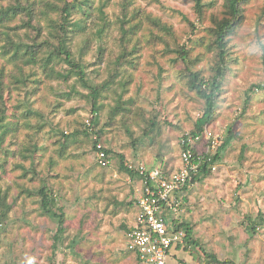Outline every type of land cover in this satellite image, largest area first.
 Here are the masks:
<instances>
[{
    "label": "rangeland",
    "instance_id": "374dc122",
    "mask_svg": "<svg viewBox=\"0 0 264 264\" xmlns=\"http://www.w3.org/2000/svg\"><path fill=\"white\" fill-rule=\"evenodd\" d=\"M208 1L213 3L207 6L202 28L195 35L191 24H200L193 0H134L135 7L153 19L143 20L139 32L142 52L137 70L130 72L127 92L116 88L101 101L105 108L98 129L104 131V145L113 151L112 167H99L93 140L83 135L63 158L60 156L61 133L70 136L82 131L92 117L88 91L78 86L77 94L68 99L58 96L61 81L41 86L32 108L43 118L34 114L30 125L46 126L29 146L34 129L21 123L20 130L7 136L0 154V188L12 205L8 220L0 224V264H140L126 249V233L137 213L138 180L121 170V156L125 163L177 170L181 140L194 129L204 107V101L182 78V66L174 64L175 55L164 53L163 43L152 39V33L162 35L152 21L160 20L172 29V36L165 38L173 47L175 42L191 45L190 39L198 37L207 40L212 18L223 17L225 0ZM243 8V20L229 44L231 71L209 126L221 139L232 131L233 141L216 169L196 182L189 195L186 222L194 229L193 241L198 244L187 245L188 250L172 248L167 264H208L214 257L221 264H264V223L257 225V233L247 230L260 216L264 219V90L251 91L264 83V53L254 54L250 47L255 40L264 49V0H248ZM106 11L113 18L119 11L118 0H111ZM198 44L192 45L193 55L202 52L203 56L195 69L209 77L213 55ZM107 45L109 51L116 50L112 42ZM97 47L85 56L88 63L99 60ZM92 76L98 84L108 77L104 72L96 79ZM120 94L123 103L134 101L127 105L130 114L119 111L113 124H106ZM153 122L157 126L151 141V137L144 138V132ZM33 146L37 153L22 158L23 150ZM44 185L54 191L57 208H62L66 217L57 248L58 224L43 215L37 194ZM184 209L181 207L180 218Z\"/></svg>",
    "mask_w": 264,
    "mask_h": 264
},
{
    "label": "trees",
    "instance_id": "16d2710c",
    "mask_svg": "<svg viewBox=\"0 0 264 264\" xmlns=\"http://www.w3.org/2000/svg\"><path fill=\"white\" fill-rule=\"evenodd\" d=\"M110 1L0 0V154L4 153L7 136L20 130L21 123L34 129L27 144L30 146L31 141L35 144V139L47 123H39L36 127L30 125V118L34 114L43 118L38 110L32 108V100L41 90L43 84L58 80L62 82L58 96L72 98L78 92L77 87L81 86L88 91L86 98L92 105L91 126L85 124L82 131H76L70 136L61 133L60 156L63 158L68 150L78 143V138L83 135L87 139L93 140V148L96 152L99 151L98 143L103 145L101 151L106 154V161L109 164L102 166L97 157L99 167L102 169L112 167L110 162H112L113 151L104 145L102 140L104 131L98 129V118L105 108L101 101L116 88L122 89V93L127 92V86L132 82L130 72L137 70L140 60L138 54L142 52L139 32L143 20L153 19V16L143 14L140 9H137L134 0H118L119 11L112 18L106 11ZM193 1L200 26L197 27L193 23L191 26L192 33L197 35L203 25L206 8L213 1ZM247 2L248 0H225L223 17H213L212 26L207 29L209 38L206 40L198 37L195 41L190 39L191 45H181L175 42V47L171 46L165 37L172 36V29L160 20L152 21V24L162 32V35L152 33V39L163 43L164 53L175 55L173 62L182 66L181 76L188 80L190 91L204 101L202 115L194 123V129L188 133L189 135L203 136L215 118L217 100L223 90L228 73L231 71L228 63L231 35L241 25L243 7ZM79 41H81L80 44ZM109 42H112L116 50L111 49L109 51L107 45ZM197 43L204 46L206 51L213 55L209 77L205 76L202 71L195 69L196 64L203 56L202 52L193 55L192 45ZM96 44L100 56L99 60L88 63L85 56ZM93 66H97V68L91 70ZM103 72L107 73L108 77L98 84L92 75H96V79ZM255 88L264 90V83L252 87L251 91L254 93ZM64 89L69 91L66 92ZM122 96V94L119 95L118 106L111 109L106 124H113L119 111L130 112L131 109L128 106L133 105L134 101L123 103L121 101ZM59 106L58 104L57 107ZM156 126V123L153 122L151 127L144 132V138L151 137V141L154 140L152 134L156 132ZM51 129L54 132L55 128ZM185 135L183 138L186 137ZM12 139H16V136ZM232 141V131H229L227 137L223 139L220 137L215 154H212V160L209 162L207 158L202 163L200 173L195 179L196 182L206 178L214 171L213 168L220 161L223 152L230 148ZM182 149L181 145V151ZM193 150L196 156L198 152L194 148ZM23 152L24 155L20 153L22 158L30 159L37 153V146H33L32 149L27 147ZM5 153L8 155L6 151ZM120 167L121 170L136 178L135 180H139L135 172L128 170L123 156H121ZM159 168L165 171L163 168ZM28 173L29 171H26L25 176ZM37 194L41 199L43 215L58 224L54 239V245L57 248L65 231L64 210L57 208V196L48 186L41 187ZM11 210L12 205L8 203V194L3 193L0 188L1 225L6 223ZM249 221L251 220L249 219ZM176 223L179 228L186 227V230L184 229L186 245L182 246L180 243L175 247L188 250L189 246L187 245L198 244L197 241H193L192 228L188 223L180 224L179 220ZM263 223L264 219L260 216L259 221L254 222V225H251L247 230L252 231L253 234L257 233V225H263ZM131 229L130 227L128 231ZM208 264H221V262L214 257L209 260ZM225 264L230 263L228 261Z\"/></svg>",
    "mask_w": 264,
    "mask_h": 264
},
{
    "label": "built area",
    "instance_id": "2783aa9c",
    "mask_svg": "<svg viewBox=\"0 0 264 264\" xmlns=\"http://www.w3.org/2000/svg\"><path fill=\"white\" fill-rule=\"evenodd\" d=\"M87 125L91 126L90 120ZM185 136L181 140L180 166L173 172L167 173L159 167L148 168L142 163H127L128 170L135 172L139 180L136 221L126 233V249L142 264H167L171 249L184 242L185 230L176 223L184 194L194 187L202 163L207 158L209 162L212 160L220 138L209 128L203 136L194 137L188 133ZM202 144L200 151L197 147ZM97 147L99 163L107 166L106 154L101 151L103 145L98 143ZM193 148L198 152L196 156ZM167 211L173 214L172 217L166 215Z\"/></svg>",
    "mask_w": 264,
    "mask_h": 264
},
{
    "label": "crops",
    "instance_id": "0c3cea01",
    "mask_svg": "<svg viewBox=\"0 0 264 264\" xmlns=\"http://www.w3.org/2000/svg\"><path fill=\"white\" fill-rule=\"evenodd\" d=\"M192 191H193V189H189L188 190V192L186 193V194H184V203H183V206H182V209L183 208H185L184 209V211L182 212V215H181V218H180V216H178V220H179V223L180 224H182V223H188V222H186L187 221V219L188 218H186V216H188L187 214H186V211H187V209H188V200H189V195L190 196H192ZM181 212V211H180ZM183 213H184V216H183ZM186 214V215H185ZM166 215L170 218V216L172 217V213H170V212H166ZM178 220H177V222H178ZM135 221H136V216H135V219H134V222H133V224L131 225V228L134 226V224H135ZM189 225H190V223H189ZM190 227H191V225H190ZM192 228V227H191ZM193 230L194 229H192V232H193ZM177 248V247H176ZM172 250V249H171ZM129 254H131V256L132 257H134V259H133V261H137V262H139L140 264H142L140 261H139V259H138V257L135 255V254H133V253H130L129 252ZM169 256H171V251H170V255ZM182 264V263H181ZM185 264V263H184Z\"/></svg>",
    "mask_w": 264,
    "mask_h": 264
},
{
    "label": "clouds",
    "instance_id": "9594fccd",
    "mask_svg": "<svg viewBox=\"0 0 264 264\" xmlns=\"http://www.w3.org/2000/svg\"><path fill=\"white\" fill-rule=\"evenodd\" d=\"M250 47L254 50V54L264 53V49L260 47V44L255 40L250 44Z\"/></svg>",
    "mask_w": 264,
    "mask_h": 264
}]
</instances>
